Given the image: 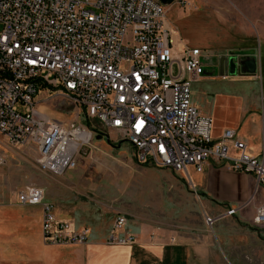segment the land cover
Here are the masks:
<instances>
[{"label":"built area","instance_id":"obj_1","mask_svg":"<svg viewBox=\"0 0 264 264\" xmlns=\"http://www.w3.org/2000/svg\"><path fill=\"white\" fill-rule=\"evenodd\" d=\"M167 15L160 0H0V135L34 150L39 169L58 176L76 169L82 149L110 131L132 145L140 164L191 183V167L202 172L210 159L224 161L254 177L245 205L254 206L253 224L264 232V156L248 152L235 129L214 137L212 116L192 98V82L205 71L203 50L187 45ZM43 88L78 105L88 124L42 112L36 97ZM18 199L42 207L46 243L88 242L89 229L58 218L41 186H26ZM237 210L205 213L206 225ZM126 221L118 214L110 243L135 240L119 232Z\"/></svg>","mask_w":264,"mask_h":264},{"label":"crops","instance_id":"obj_2","mask_svg":"<svg viewBox=\"0 0 264 264\" xmlns=\"http://www.w3.org/2000/svg\"><path fill=\"white\" fill-rule=\"evenodd\" d=\"M176 14V20L171 21L183 41L201 48L203 55L212 59L204 73L194 79L202 81L194 86L192 98L202 113L212 116L214 137L227 128L235 129L247 143L248 152L263 157L260 69L264 62L258 49L257 54L246 55L257 46L255 39L239 41V34L225 27L221 17L195 6L177 8ZM185 24L191 27V35L183 32ZM263 37L258 34L262 45ZM233 50H242L236 56L237 66L217 73L219 56ZM245 57L255 58V72L249 69L252 62L243 65ZM232 153L238 151L233 148ZM190 174L195 192L208 202V214H221L230 208H237L236 213L219 220L213 228L204 226L196 236L193 230L158 227L151 217H146V224L139 223L126 212L72 196L64 185L58 192L46 193V200L55 205L58 218L76 229L88 228L89 240L85 244H48L43 239L42 207L22 204L16 193V200L5 196L7 202L0 203V264H244L246 253L263 254L264 235L253 224L254 206L245 205L252 195L254 177L230 170L224 161L216 159H210L202 172L191 167ZM63 179L73 181L67 176ZM120 213L127 221L119 232L133 234L132 243L109 242Z\"/></svg>","mask_w":264,"mask_h":264},{"label":"rangeland","instance_id":"obj_3","mask_svg":"<svg viewBox=\"0 0 264 264\" xmlns=\"http://www.w3.org/2000/svg\"><path fill=\"white\" fill-rule=\"evenodd\" d=\"M189 1L192 7L221 17L225 27L232 28L239 34V41L248 37L255 39L257 46L246 55H255L259 50V53H262L261 61L263 59L264 62V44L258 43V34L264 35V0ZM177 8L186 9L187 6L179 4L176 0L166 5L169 19L176 20ZM183 32L191 35L192 29L185 24ZM240 54L242 50H233L228 54H221L219 59L222 56L229 58ZM202 60L207 66L212 61L204 55ZM220 72L218 68L217 73ZM260 74V100L264 104V66L261 67ZM200 81L202 80L192 82V97L194 86ZM36 100L39 109L49 117L67 124L89 122L78 105L48 88H43ZM97 123L99 124L98 121ZM260 141L263 152L264 132ZM0 152L5 155L4 163L0 165V203L7 202L3 199L5 196L16 200V193L26 186H41L49 194L58 192L60 187L67 185L72 196L99 203L101 207L126 212L139 223L146 224V217H151L156 220L158 227L193 230L196 236L206 226L205 205L208 202L200 193L195 192L190 180L169 168L140 164L134 148L115 132L108 133L103 140H95L93 147L83 148L77 168L68 171V175L66 173L58 176L41 171L34 150L13 145L2 135ZM65 176L73 181H64ZM262 233L264 235L263 231ZM250 253L245 254L244 264H264V249L261 255ZM225 264L230 263L226 261Z\"/></svg>","mask_w":264,"mask_h":264},{"label":"water","instance_id":"obj_4","mask_svg":"<svg viewBox=\"0 0 264 264\" xmlns=\"http://www.w3.org/2000/svg\"><path fill=\"white\" fill-rule=\"evenodd\" d=\"M164 5L169 4L170 2H172L173 0H160ZM250 62H252L253 64H251L252 66H249V69L251 72H255L257 70V66H256V61L255 58H245L243 60H241V62H243V65H246ZM236 62H237V58L236 56H230L229 58L226 56H222L220 59H218V68H220L221 72L225 67H236ZM250 65V64H249ZM100 138V136L98 137ZM87 149V148H86Z\"/></svg>","mask_w":264,"mask_h":264}]
</instances>
